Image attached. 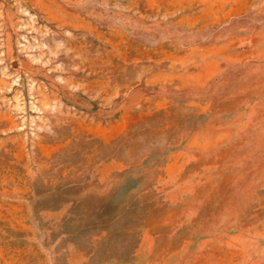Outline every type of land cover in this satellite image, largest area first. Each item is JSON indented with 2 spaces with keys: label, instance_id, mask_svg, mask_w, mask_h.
<instances>
[{
  "label": "rangeland",
  "instance_id": "1",
  "mask_svg": "<svg viewBox=\"0 0 264 264\" xmlns=\"http://www.w3.org/2000/svg\"><path fill=\"white\" fill-rule=\"evenodd\" d=\"M0 264H264V0H0Z\"/></svg>",
  "mask_w": 264,
  "mask_h": 264
}]
</instances>
